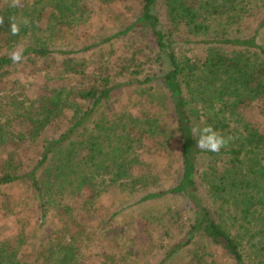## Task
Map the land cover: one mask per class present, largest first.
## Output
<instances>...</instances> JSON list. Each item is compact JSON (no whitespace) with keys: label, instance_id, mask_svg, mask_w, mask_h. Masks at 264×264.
<instances>
[{"label":"trees","instance_id":"1","mask_svg":"<svg viewBox=\"0 0 264 264\" xmlns=\"http://www.w3.org/2000/svg\"><path fill=\"white\" fill-rule=\"evenodd\" d=\"M9 4L0 0V84L18 65L36 72L33 65L52 60L80 86L49 88L28 106L0 99V190L22 187L33 203L13 238L0 234V264H85L81 237L94 236L89 224L97 219L99 198L113 188L138 205L178 197L191 203L188 237L169 246L164 262L205 240L232 264H264V2L130 0L121 7L116 32L81 45L67 41L77 37L78 27L92 24L89 0ZM13 16L31 21L16 36L9 25ZM250 17L256 26L247 36L243 27ZM126 37H145L157 68L118 82L107 69L77 63ZM193 42L234 50L211 46L204 58L193 59L179 51ZM13 50L22 54L19 63L10 59ZM156 84L170 104L179 142L178 174L167 188L160 178L137 173L145 146L162 149L170 141L167 125L158 116L108 109L118 90L133 87L146 95ZM255 109L259 119L245 116ZM63 117L67 128L48 133ZM206 124L229 138L218 153L196 147L192 128ZM205 157L223 163L201 174ZM193 261L203 264L202 258Z\"/></svg>","mask_w":264,"mask_h":264},{"label":"rangeland","instance_id":"2","mask_svg":"<svg viewBox=\"0 0 264 264\" xmlns=\"http://www.w3.org/2000/svg\"><path fill=\"white\" fill-rule=\"evenodd\" d=\"M93 10L92 24L88 27L80 26L77 37L72 41L79 45L86 40L93 42L98 37L110 35L119 29L120 19L124 9L123 3L130 0H89ZM262 5L264 0H258ZM256 11L253 12V14ZM256 22L250 17L244 24L243 31L249 36L253 33ZM264 42V38L263 41ZM217 46L232 52L234 48L219 45L182 44L179 51L187 56L204 58L208 48ZM150 42L144 37H126L115 40L112 46L105 45L97 50L89 51L76 59L78 64L86 67L103 68L109 70L113 79L118 82H128L131 77H144L153 65ZM152 60V61H151ZM101 65V66H100ZM24 67L23 64L11 69L12 73L5 82L0 84V99L4 105L13 104L28 106L39 96L46 94L49 88L58 86L76 87V78L64 72L60 61H44L38 65ZM139 90L133 87H124L114 94L110 111H129L135 116L154 115L160 118L161 124L167 125L166 135L170 141L162 149L154 145L145 146L141 151L142 168L137 173L158 177L163 188L172 185L178 174L180 157L179 142L173 129V116L170 104L156 84L154 89L146 95H139ZM256 110V109H255ZM71 112H66L67 117ZM247 118L259 119L257 110L245 112ZM68 124L64 117L49 128L48 133L64 131ZM30 151V148L29 150ZM214 157H205L200 160V172L212 165H221ZM204 195L209 198L208 186L200 181ZM25 190L22 187L4 188L0 190V234L3 236L16 235L17 222L32 215ZM89 196V193H87ZM86 195V196H87ZM19 197L18 201L14 200ZM123 198L117 189H110L99 198L95 211L97 219L89 226L94 236H83L79 246L85 254V264H194V258H202L208 264H232L219 248L212 246L205 240H195L192 245L183 249L174 259L164 262L166 251L173 243L188 237L192 224V205L185 198H168L151 204H135L136 199ZM9 207V209H7ZM12 211V212H11ZM119 212V213H117ZM109 218H112L108 223ZM34 228L38 225L34 223ZM33 228V229H34ZM39 233V232H38ZM43 240V238H42Z\"/></svg>","mask_w":264,"mask_h":264},{"label":"clouds","instance_id":"3","mask_svg":"<svg viewBox=\"0 0 264 264\" xmlns=\"http://www.w3.org/2000/svg\"><path fill=\"white\" fill-rule=\"evenodd\" d=\"M21 0H10L9 6L12 8L19 7ZM4 23L3 17H0V25ZM31 21L28 18L17 19L16 17L9 18L10 31L13 36L19 35L21 25H30ZM10 59L14 63H19L22 60V54L19 50H13L9 53ZM192 135L196 138V147L202 151L219 152L228 143L229 138H225L212 125H204L203 127L195 126L192 128Z\"/></svg>","mask_w":264,"mask_h":264}]
</instances>
